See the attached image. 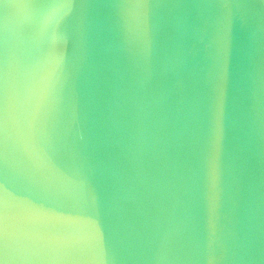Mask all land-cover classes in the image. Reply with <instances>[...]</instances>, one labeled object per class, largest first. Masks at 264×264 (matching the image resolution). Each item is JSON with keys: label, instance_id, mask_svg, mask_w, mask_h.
I'll list each match as a JSON object with an SVG mask.
<instances>
[{"label": "water", "instance_id": "obj_1", "mask_svg": "<svg viewBox=\"0 0 264 264\" xmlns=\"http://www.w3.org/2000/svg\"><path fill=\"white\" fill-rule=\"evenodd\" d=\"M0 264H264V0H0Z\"/></svg>", "mask_w": 264, "mask_h": 264}]
</instances>
